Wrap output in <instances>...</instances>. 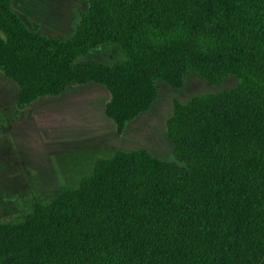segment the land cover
<instances>
[{
	"label": "trees",
	"instance_id": "obj_1",
	"mask_svg": "<svg viewBox=\"0 0 264 264\" xmlns=\"http://www.w3.org/2000/svg\"><path fill=\"white\" fill-rule=\"evenodd\" d=\"M68 40L31 31L0 0V73L18 113L70 86H103L122 135L157 84L193 72L217 87L174 101L173 160L146 150L97 159L91 175L0 224V264H262L264 261V0H85ZM105 45L125 61L76 65Z\"/></svg>",
	"mask_w": 264,
	"mask_h": 264
},
{
	"label": "rangeland",
	"instance_id": "obj_2",
	"mask_svg": "<svg viewBox=\"0 0 264 264\" xmlns=\"http://www.w3.org/2000/svg\"><path fill=\"white\" fill-rule=\"evenodd\" d=\"M12 6L31 31L39 26L41 34L56 40L72 37L78 15L88 7L85 0H12ZM125 59L119 48L105 45L78 58L76 65L91 61L112 66ZM238 85L235 77H228L213 87L193 72L180 90L158 83L151 109L118 135L105 114L109 94L103 86L73 85L61 97L39 99L18 113V89L0 73V224L22 223L34 203L48 204L63 189L76 188L92 174L97 159L116 151L146 150L172 161L174 144L165 131L174 101L187 103Z\"/></svg>",
	"mask_w": 264,
	"mask_h": 264
},
{
	"label": "crops",
	"instance_id": "obj_3",
	"mask_svg": "<svg viewBox=\"0 0 264 264\" xmlns=\"http://www.w3.org/2000/svg\"><path fill=\"white\" fill-rule=\"evenodd\" d=\"M14 9V8H13ZM20 17V16H19ZM4 77V76H3ZM5 78V77H4ZM6 79V78H5ZM13 83V82H12ZM91 84V83H90ZM84 86V85H83ZM17 87V86H16ZM69 90V89H68ZM67 91V90H66ZM66 91H64V92H62V94L59 96V97H61ZM54 98H56V97H54ZM33 105V104H32ZM29 108V107H28ZM17 109V108H16ZM27 109V108H26ZM25 109V110H26ZM92 140L96 143V141L94 140V137H92ZM94 143V144H95Z\"/></svg>",
	"mask_w": 264,
	"mask_h": 264
}]
</instances>
